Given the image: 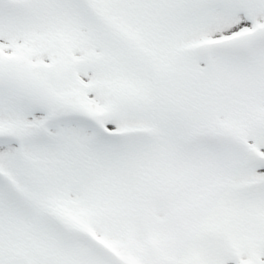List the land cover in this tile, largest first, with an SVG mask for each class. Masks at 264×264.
I'll use <instances>...</instances> for the list:
<instances>
[{"label":"snow or ice","instance_id":"1","mask_svg":"<svg viewBox=\"0 0 264 264\" xmlns=\"http://www.w3.org/2000/svg\"><path fill=\"white\" fill-rule=\"evenodd\" d=\"M0 264H264V0H0Z\"/></svg>","mask_w":264,"mask_h":264}]
</instances>
